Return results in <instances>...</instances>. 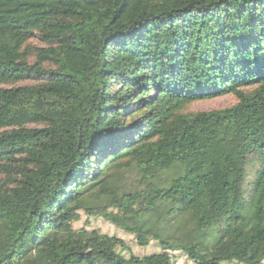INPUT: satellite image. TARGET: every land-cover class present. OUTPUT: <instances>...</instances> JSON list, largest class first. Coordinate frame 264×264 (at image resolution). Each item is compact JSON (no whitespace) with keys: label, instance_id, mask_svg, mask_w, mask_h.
<instances>
[{"label":"trees","instance_id":"16d2710c","mask_svg":"<svg viewBox=\"0 0 264 264\" xmlns=\"http://www.w3.org/2000/svg\"><path fill=\"white\" fill-rule=\"evenodd\" d=\"M0 130V264H261L264 0H0Z\"/></svg>","mask_w":264,"mask_h":264},{"label":"rangeland","instance_id":"374dc122","mask_svg":"<svg viewBox=\"0 0 264 264\" xmlns=\"http://www.w3.org/2000/svg\"><path fill=\"white\" fill-rule=\"evenodd\" d=\"M29 45H32L34 47H43V45L37 41H31L29 42ZM29 62L33 63L34 58L30 57ZM35 83L36 82L33 80H27L22 83L15 84V86L25 85V84L32 85ZM236 103H237V100L234 97V95L224 94L222 96H218L212 99L193 102L185 106L182 110V113L190 114V113H200V112L223 110V109L232 107ZM259 171H260L259 161L254 160V162H252V164L247 169V180L246 181L249 184V186L253 185L256 182ZM4 178L5 177L3 175H0V181L3 180ZM261 182L264 183V176L261 177ZM80 213H81L80 220L72 224V228L74 230H79L84 227L87 230H94L98 232L99 234L117 237L118 239L122 240L126 244V246L130 248L131 253L136 256H144V255H149L155 252H159L157 245L153 242H150L148 246H144V247L139 246L134 236L127 234L126 232L117 228L113 224L103 220L101 217H88L84 213L82 212ZM252 258L254 260H260L261 255L257 251H254L252 253ZM175 260H176L175 264L185 263L184 257H177ZM233 264H238V263H233ZM261 264H264V258L261 259Z\"/></svg>","mask_w":264,"mask_h":264}]
</instances>
